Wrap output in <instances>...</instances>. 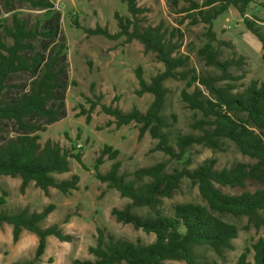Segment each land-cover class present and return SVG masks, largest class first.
<instances>
[{"label":"trees","instance_id":"obj_1","mask_svg":"<svg viewBox=\"0 0 264 264\" xmlns=\"http://www.w3.org/2000/svg\"><path fill=\"white\" fill-rule=\"evenodd\" d=\"M39 9H52V0H21ZM178 4L179 0H173ZM255 0H191L182 7L186 19L191 24L204 23L207 41L197 54L206 64L219 69V75L201 74L188 68L190 56L179 53L182 47L179 28L171 31L162 25L140 26L138 15L145 9L138 6L137 0H125L131 16L116 13L120 31L111 34L108 29L97 26L84 28L87 34L104 35L111 39L126 37V41L139 40L146 52H153L164 64V69L150 78L144 77L143 69H136L139 89L137 93H151L153 100L146 111L137 107L125 112L119 106L102 104V110L115 118L117 127L136 123L139 137L146 133L157 140L155 150L164 152L170 159L183 161L196 145L213 151L224 149L226 141L233 142L240 152L254 159V163L237 162L231 167L218 169L217 159L208 158L195 168H190V157L182 167L168 170L167 162L139 167L131 172H122L118 160L120 151L105 145L96 159V177L118 190L130 202L122 209L113 208L112 213L119 222L131 223L147 233H153L155 240L149 243L133 242L116 238L105 229L98 228L97 243L89 251L95 259H74L73 264H169L172 260H184L188 264H208L200 262L195 248L207 245L218 254L226 249H234V239L239 237L241 228L226 219L227 216L247 223L243 229L264 228V82L252 80L242 91H238L237 80L230 73L232 67H240L243 57L221 59L223 46L231 43L220 39L214 30V21L230 7H235L244 18L247 29L261 42L264 57V32L258 25V18H248L246 11ZM7 5L11 0H5ZM264 7V2L261 3ZM59 37L58 25L41 28L37 20L30 26L28 20L14 12L10 22L0 23V139L13 124L17 135L0 144V176L7 175L21 179L24 191L34 182L46 194L51 187L63 193L79 188L80 176L73 174L69 179H58L56 174L71 170L70 159L83 164L82 153L73 152L57 141L48 139L42 145L40 132L47 124L57 122L63 115L65 106L62 97L67 77V64L64 61L65 44L54 43L45 55L36 49L35 40L52 41ZM29 73L32 75L29 88L10 83L12 75ZM169 79L185 82L181 97L187 106L200 113L191 127L198 133L178 134L171 138L169 122L164 116L169 88ZM224 82V84H221ZM189 91V88H192ZM203 87V88H201ZM21 90L16 97H7L8 91ZM100 102L91 100L90 110ZM87 120H90L88 115ZM105 158L113 161L109 171H99ZM185 178L198 186L204 203L179 202L173 213L166 214L162 207L164 197H172L181 188ZM250 180L259 187L253 191L244 190L239 194H228L217 187H245ZM0 206L7 204L9 192L0 184ZM147 207L153 210L142 215L135 208ZM54 204L46 205L41 211H30L25 206L15 212L0 209V223L12 226L13 241L17 242L24 230L38 236L35 255L31 259L15 261L12 264H38L46 251L48 236H56L61 241H71L72 236L64 233L57 224L42 228L40 223L54 210ZM253 252V262L248 259ZM236 264H264V237H259L251 246H245Z\"/></svg>","mask_w":264,"mask_h":264},{"label":"rangeland","instance_id":"obj_2","mask_svg":"<svg viewBox=\"0 0 264 264\" xmlns=\"http://www.w3.org/2000/svg\"><path fill=\"white\" fill-rule=\"evenodd\" d=\"M55 6L52 9H39L28 2L11 0L7 5L0 0V23L10 22L13 13L28 20L34 26L37 20L41 28L47 25H58L59 37L52 41L44 39L35 40L36 49L47 55L54 43L65 44L64 61L67 64V77L64 82L62 97L65 102L63 115L57 122L47 124L45 131L40 132V143L51 139L57 141L62 147L73 152L82 153L83 164L76 159H70L71 170L67 173L56 174L58 179H69L73 174L80 176L79 188L63 193L51 187L46 194L34 182L29 183L23 191L21 179L7 175L0 176L1 186L9 192L7 204L0 209L15 212L23 207L30 211H41L46 205L54 204L55 208L40 225L46 228L57 224L61 230L72 236L71 241H61L56 236H48V244L42 261L38 264H73L74 259H95L89 248L97 243L98 228L105 229L116 238L133 242L149 243L155 240L153 233H147L136 228L131 223L119 222L112 213L113 208H124L130 199L122 197L120 192L108 187L107 183L96 177V159L105 145L118 149L121 161V171L131 172L139 167L151 166L158 162H167L168 170L182 167L183 162L190 157L193 162L190 168H195L205 159L216 158L218 169L231 167L237 162L254 163L255 160L240 152L231 141H226L224 149L213 151L202 145L194 146L183 161L170 159L164 152L155 150L157 140L149 133L139 137V125L131 123L117 127L115 118L102 110L101 105L112 104L128 112L133 107L146 111L153 100L151 93L139 95V81L136 69H143L144 77L150 78L164 69L153 52H146L139 40L126 41V37L111 39L104 35L87 34L84 28L100 26L108 29L111 34L120 31L116 13L131 16L125 0H52ZM191 0H137L138 6L145 12L138 15L140 26L162 25L171 31L179 28L182 34V47L179 53L190 56L188 68H194L201 74L219 75L218 68L206 64L197 54L198 49L204 45L207 38L204 33L207 25L204 23L191 24L186 19L182 7L188 6ZM201 1V0H196ZM264 0H255L246 11L248 18H258V25L264 32ZM214 30L220 39L231 43L223 46L221 59L242 56L240 67H232L230 73L235 77L243 75L237 80L238 91H242L252 80L264 82V57L260 40L250 32L244 18L235 7H230L223 15L214 21ZM32 75L17 73L11 76L10 83L24 85L29 88ZM169 88L164 116L170 126L172 141L178 134L198 133L191 124L201 117L200 113L190 109L182 100L181 92L185 82L169 79L165 82ZM221 84H224L222 82ZM203 88V87H201ZM193 90L192 88L188 89ZM21 90L8 91L7 97H16ZM99 104L90 110L91 100ZM88 115L90 120L88 121ZM7 131L0 139V144L10 137L17 135L13 124L7 125ZM113 161L105 158L99 166V171H109ZM223 192L239 194L244 190L253 191L259 187L256 182L248 180L245 187L222 186L217 184ZM1 195V191H0ZM179 202L204 203L198 186L188 178L182 182L181 188L172 197H164L161 207L166 214H172L173 208ZM142 215H149L153 210L147 207L135 208ZM226 219L236 223L240 228L239 237L234 239V249H226L222 254L207 245L195 248V254L200 262L208 264H236L245 246H251L259 237H264V228L251 227L243 229L247 223L246 218ZM38 236L24 230L17 242L13 241L12 226L0 223V264H12L15 261L31 259L35 255ZM253 262V252L248 256ZM169 264H188L184 260H172Z\"/></svg>","mask_w":264,"mask_h":264}]
</instances>
